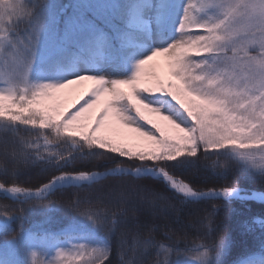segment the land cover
<instances>
[{
	"label": "snow or ice",
	"instance_id": "snow-or-ice-1",
	"mask_svg": "<svg viewBox=\"0 0 264 264\" xmlns=\"http://www.w3.org/2000/svg\"><path fill=\"white\" fill-rule=\"evenodd\" d=\"M61 7L56 18L52 0H0V194L10 201L0 204V264H229L233 240L217 206L192 222L183 210L208 199L264 204V190L238 179L201 190L177 168L216 156L217 175L264 179V0ZM181 7L175 36L149 46L154 25ZM141 48L130 76L84 67ZM76 53L78 69L45 78ZM89 163L95 170H84ZM34 170L38 186H20ZM110 177L129 179L102 183ZM57 193L70 198L62 204ZM61 207L71 218L56 227L50 213ZM37 212L42 220L26 226ZM146 214L169 219L142 223ZM259 223L260 255L232 264H264ZM161 226L163 240L154 234ZM185 228L204 242L176 238Z\"/></svg>",
	"mask_w": 264,
	"mask_h": 264
},
{
	"label": "trees",
	"instance_id": "trees-1",
	"mask_svg": "<svg viewBox=\"0 0 264 264\" xmlns=\"http://www.w3.org/2000/svg\"><path fill=\"white\" fill-rule=\"evenodd\" d=\"M66 2V0H62ZM66 7V4H64ZM139 52V49L135 50L134 53L128 54L126 57H122L120 59L133 62L134 56ZM78 56L80 55L79 53ZM70 59V58H69ZM66 60L62 63H59L55 66V68L64 70L68 67V64H71V60ZM45 78H49L47 75ZM51 79H61V78H53ZM74 99V98H72ZM71 103V100L69 101ZM57 151H60L59 149ZM62 154H67L66 152ZM216 156H210L207 159L201 155L199 161L197 162V166H183L178 167L177 171L191 177L192 185L195 188H200L201 190H208L211 188L220 189L223 187H229L232 185V181L234 179H238V183L240 187L255 189L257 191L264 190V179H261L257 176H250L245 178L243 174L237 176L235 173H230L227 178L217 175V169L212 167V162L216 161ZM222 162V158H221ZM173 164H177L178 162L173 161ZM84 170H95L91 168V163L88 164V167ZM102 170V169H101ZM38 178L39 171L34 170L30 172L28 175L21 176L20 179L24 183L20 186L30 187V186H38ZM183 178V177H181ZM122 179L128 180V177H110L108 180L103 181L102 183H109L113 180ZM4 178L0 176V182H3ZM188 182V181H186ZM10 186V185H8ZM88 190H82L81 196L85 195ZM70 196L65 194L61 195L57 193L54 199L60 201L62 204L64 201L69 199ZM10 203L3 194H0V204ZM213 205H216L215 209V220L217 223L222 224V233H228L233 240V244L230 248L229 254L226 259L229 261V264H232L233 261L238 260L240 258H245L247 256H251L254 254H260V235H261V226L256 222L259 218H264V204L259 201H250L247 204H242L239 201H232L230 204L225 205L223 200L219 199H208L205 201L199 202V207L188 205L184 208L182 216L186 222H192L196 220L198 217L203 216V211L201 209H206L207 211L213 210ZM235 210V211H234ZM50 215L54 218V224L56 227L67 223L71 218V214L67 212V210L61 207L60 210L54 211L50 213ZM139 215L133 209L129 210V216ZM175 213H173V219L175 218ZM169 219L164 217L163 214L160 218L155 216H151L150 214H146L145 216H140V220L142 223L151 224L153 221L156 224H161L162 220ZM42 220L41 215L37 213H29L28 215V223L26 226H32L34 222H40ZM250 225V230L245 227V225ZM165 229L161 226L158 231L154 234L157 239H164ZM175 237L181 239L182 241L187 242H196L201 243L204 242L202 238L197 234L195 228L192 229H182L175 233ZM149 259H155L156 253L154 251L148 254ZM163 255L161 254L159 259H163ZM28 259L31 261V256L29 255Z\"/></svg>",
	"mask_w": 264,
	"mask_h": 264
},
{
	"label": "rangeland",
	"instance_id": "rangeland-1",
	"mask_svg": "<svg viewBox=\"0 0 264 264\" xmlns=\"http://www.w3.org/2000/svg\"><path fill=\"white\" fill-rule=\"evenodd\" d=\"M195 2V0H193ZM68 0L66 2H63L62 0H52V10L53 14L56 18H59V15L63 13L64 8L61 7V4H66L67 7ZM65 6V5H64ZM182 11V7L180 11H176L169 15L163 23L155 24L152 29L151 39L150 41L146 42L149 46H163L166 45L168 42H170L171 38L175 36V26L178 23L180 12ZM147 48H141L139 49V52L134 56V61L138 59L141 55L146 54ZM78 56V54H74L73 57H70L69 60H71V64H68V67L64 70L57 69L55 67L53 68H46L45 71L47 72V75L52 76L53 78H63L64 76L68 75L71 70L78 69L79 65L75 62V57ZM159 62L163 63L164 58L163 57H157L156 58ZM134 61L128 62L122 59H119L115 62H110L108 64H84V67H95L97 70H102L104 73L112 76V77H119V76H130L132 72L134 71ZM87 86V84L85 85ZM75 98V97H73ZM264 218H259L256 220L258 224L259 221ZM260 254H254L251 256H259ZM42 259V257H41Z\"/></svg>",
	"mask_w": 264,
	"mask_h": 264
}]
</instances>
